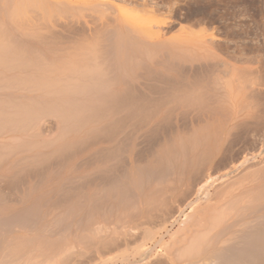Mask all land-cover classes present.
Returning <instances> with one entry per match:
<instances>
[{"label": "bare ground", "instance_id": "bare-ground-1", "mask_svg": "<svg viewBox=\"0 0 264 264\" xmlns=\"http://www.w3.org/2000/svg\"><path fill=\"white\" fill-rule=\"evenodd\" d=\"M122 1H128L127 3L132 2V0H122ZM146 1L147 0H142L141 1L142 3L141 2L138 3V0H135L134 2L137 6L142 5V8L143 7L145 8L144 4H146L145 3ZM134 2H132V3H134ZM132 3H130V4H132ZM132 7H133V5H132ZM84 11H92L93 12L92 18H89V20L85 19L87 17L83 18ZM126 12H125V10L124 11L120 10L111 1H106V0L105 1H103V0H0V172H2V173H0V225L4 224L3 225L4 228L6 225H7L6 229L8 226L10 227L11 225H13V226L15 225L18 227H24L23 224L25 225L24 228H27L26 227L27 223H29L30 227L34 228V226H31V225H33L32 222H34V221L37 222L39 220V219L37 220V218H39V216H38L39 212L37 213V211H39V210L42 211V209H40V208H42V206L44 205V202L47 205V207L48 206L50 208L52 207L51 209L54 208L55 210L54 209L53 210L55 213L59 209L57 213L58 214L60 213V217L54 218L53 217L54 213H52L53 214L52 215L53 220H51V221L53 222V224L50 223V225L52 224V226L55 224L54 222H56V224H57L60 221L63 213H64V215H66L67 213H69L71 215V212L72 213L74 212L73 214H76L75 212L95 211V210H96L95 213H97L99 208H100L99 210L101 211L105 207L106 208L108 207L110 209L114 206L117 207L118 206L117 204H119L120 207L123 204H124V206H125V204H130L131 202L130 203H122V205H120V203H118V201L123 202L124 198L130 197L129 191H132V188H135V187L131 188L132 185L139 187V185L142 183V181L140 183V181L138 179L139 177H137L138 175L136 174L138 171H139V173H142V171H143V170L141 171L140 170L141 167L139 168V166L137 165V163H139V162L135 161L136 162L135 164L137 166L135 164H134L135 166H133V168H135V171H136L135 173L133 171L135 176L130 175L131 174L129 172L130 168L127 169V167L124 166V164H123L121 166V169L123 166L126 167L125 168V170L127 169L126 173H124L123 175L120 174L123 176V178H121L122 176L121 177L119 176L121 179L119 178V181H117L118 176H116V178H115L113 176V174H111L112 172L109 173V171H111L112 169H110L109 171L107 169L108 168L107 164L110 161L107 162L108 161L107 160V161H105L106 164H104L105 162L103 160L109 159L111 157V156H108V154H109V155H112V157L114 156L113 157L114 161L111 158L112 159V160L110 159L111 162L112 161L113 162L119 161V162L123 163V160L125 158L121 157L122 154H120V153L123 151L122 153L123 154L125 153L124 155H126L128 153L127 152L128 148L123 147V144H125V143H121L123 141V140H121V137L123 135V138H124V136L127 135V133H128L127 131L130 129V126H128V125H131L130 123H132V121H134L133 119H136L138 116H140V117L143 116L141 118L144 120H142V119H140V117H138L137 118L138 122L140 119V123H141V120L143 122H145L146 124L148 122L151 123L152 121L150 120V118H147V117L151 116L150 113H152V115H153V113H160L161 111L165 112V110H163L165 108L164 106H166V104L167 105L170 104L169 103L170 101H173V102L175 101L174 103L172 102V104L176 103L174 106L178 105L180 108L186 107L187 109L193 108V110L196 107V109H198V111H199V109H205V105H203V104L204 103L206 104L205 100L207 98L209 100H211L210 102H212L213 98L210 99V97H212V94H213V96H215V100L213 99L215 103H217L218 101L224 100L222 102H225V103H222V102H218L219 104L217 103L221 108L224 107L223 105H225V104L235 105L237 103L236 102L237 99L239 101L240 97L236 98V95L237 96L239 95L238 91L236 89H234V92H233V90L231 92V90H230L231 86L226 83L227 81H225L221 78V82L225 81L223 83L224 84L223 85L220 82L219 78H217L216 80L218 82L214 79L212 81L209 79L208 82L205 83V85L202 84V86L204 85V88L206 87V90L208 88L210 89V90L209 89L207 90L208 92L204 93L203 87L200 84V87H201L200 89H202L203 92L200 90H199V92L202 94V96L198 91H196V89L194 90V88L193 89L190 88V90L188 89V91H187V89H185V88L177 87V89H176V87L174 88V87L169 85L171 87V90L176 89L177 92H179V93L181 92V93L179 94L176 91L174 93L171 92V94L176 95V98H175V96H174V98H171V96L169 97L167 95L169 98H171L173 100H169L168 103H166V104L163 103V102H167L165 100H162L160 102L157 101L158 103L154 104L155 101L154 102L152 101L153 97L149 98L151 95L148 97V95L146 93H143V92H145L144 90H147V88L144 89L146 85H143L142 88H140L141 83L136 84V85H138V87L136 85H134L135 83L140 82L139 81L140 78L138 76L137 77L139 79L137 80V82L134 79L136 77L135 75H137V74L134 73L135 77H132V73L134 71H132L131 74H130V72H128L129 73L128 74L127 71H125V70H126V67L128 65V62L131 61L132 57H134L136 55L141 60H143L142 58L144 57L145 61L147 60L149 63H152L150 60L152 58H148V56L149 57L152 56L153 54L156 53L155 50L158 51L159 49L164 48L165 44H169V43H166L165 41L162 40V36L160 33H157V34L152 33L151 34L148 31L145 33L141 29H139L138 27H137L138 29L136 27H134L135 25L133 26L132 23L130 22L131 20H128V18H127L128 11H126ZM79 13H82L83 16H82V14H80L81 16L78 17ZM94 13L96 14V16H94ZM130 13H131V11H130ZM89 15H92V13L90 12ZM89 15H85V16L89 17ZM167 42H170V41H167ZM174 43L176 44V42H174ZM180 44H182V42L177 43L178 46ZM177 45H175V47ZM184 47H187V46H184ZM177 49L178 48H175L174 51H176ZM195 49H197V48H195ZM195 49L193 48V50H195ZM201 49H202V47H201ZM182 50H184L183 53H185V50H188V48L185 49L182 47ZM207 51H209V50H207ZM165 52H167V51H164L163 53H165ZM159 53H161L160 50H159ZM168 53H170V52H167L166 55ZM177 53H178V51H177ZM189 53H191V52H189ZM156 54L158 55V53H156ZM170 54H168V55H170ZM176 55H178V54H176ZM204 55H207V54H204ZM137 56L134 57L135 61L132 60L134 66H136L135 64H137V62L138 63L141 62V61H139L140 59ZM141 56H142V58H141ZM165 56H161V58H163ZM178 56H177V58L180 57V56L179 57ZM208 56H205V57H208ZM156 57H160V56H156ZM200 57H201V55H200ZM137 58L139 60H136ZM172 58L175 60L173 53H172ZM172 58H170V61H168L169 63L171 61L172 62L174 61V60H172ZM184 58H182V60ZM188 59H189V57H188ZM188 59L186 58L185 61H187ZM197 59L195 58V60H197ZM157 60L159 61L160 59L157 58ZM177 60H175V61H177ZM163 61H165V60L163 59L162 62ZM166 61L163 63L165 64ZM131 62H129L130 65H131ZM152 64L155 65L154 63H152ZM179 64H180V62H179ZM153 65H152V67H153ZM165 65L167 67V63ZM173 65L171 67H173ZM146 66H149V65H146ZM150 66H151V64H150ZM168 66H169V64H168ZM190 66H192V65H190ZM160 67H162V66L160 65ZM164 67H162L163 71L167 70ZM169 67H168V70L170 69ZM135 68H137V67H135ZM119 69H123L124 73L121 74L118 71ZM152 69L154 70V68H152ZM184 69H186V68H184ZM192 69H191V71H192ZM157 70H156V72H154L155 74H157V72H158ZM171 70L176 71L177 69L171 68L169 71L172 73ZM163 71H162V73H163ZM169 71H167V72H169ZM167 72H166V75H167ZM179 72L182 73L181 68H180ZM218 72L220 73L221 71H218ZM146 73L151 74L152 71L149 70ZM146 73L144 72L145 75H147ZM164 73H163V75H165ZM199 74L201 75V72ZM176 75L177 74H175V76ZM207 75H208V73H207ZM162 76H161V78H162ZM175 76H174V78H175ZM181 76L183 77L186 75H181ZM182 77H180V78L182 79ZM168 78L169 77H167V79ZM144 79H146V77ZM151 79H152V77H151ZM186 79H188V78L186 77ZM195 79H196V77H195ZM168 80L171 81V79H168ZM192 80H193V78H192ZM173 81H174V79H173ZM179 81L182 84L181 81H183V80H179ZM210 81L216 87L212 83H211L212 84L211 86H214L215 88L211 89L212 87L210 86ZM213 81L214 82L216 81L217 83L215 82L216 83L215 84ZM184 82H185V80H184ZM201 82H202V80H201ZM147 83L149 85V82H147ZM151 83L152 82H150V84ZM160 83H162L165 86V83H167V82L165 81V83H164L163 81H161ZM168 83L171 84L172 82H168ZM176 83L179 84L178 81ZM185 83H187V82H185ZM189 83H190V81H189ZM197 83L195 80L194 84H197ZM207 83H209V84H207ZM190 84L192 85V82ZM163 85L162 86L160 85V87L163 88ZM208 85L211 88L208 87ZM225 85H226V87H225ZM115 86H117V87H115ZM156 86L155 87L149 86L148 88L151 90L153 89L154 91L158 92L157 91L158 87L156 88ZM166 86H168V84ZM170 87L168 88V90L170 89ZM198 87H199L198 85L195 86V88L199 89ZM138 88L140 90L142 89L141 90L142 92ZM231 88H233V86ZM166 90H167V87H166ZM189 91H191V93ZM194 91H196V93L198 92L197 94H199L198 96H200V98L197 96V94L194 93ZM209 92H210V94L207 95L206 93H209ZM235 92H236V95L234 94ZM150 93H151V91H150ZM188 94H191V95H188ZM203 94H205L209 97L206 96L204 99ZM231 94L234 95L235 97L232 96ZM177 95H178V98H177ZM194 96H196V97H194ZM230 96H232V97H230ZM228 97H230L232 99L234 98L233 100H236V101H234L235 103L232 101V99H229ZM217 98H219V99L221 98V99L217 101L216 100ZM208 99H207V101H208ZM228 99L231 101H229ZM229 102H231V103H229ZM207 103H209V102H207ZM220 103H222V105ZM172 104H171V106H173ZM228 105H226V106H228ZM230 105H229V107H230ZM236 106L231 105L232 108L233 107L236 108ZM212 107H214V106H212ZM212 107L208 108L210 110H208V109L207 110L213 111L215 109L214 112H216V108H219V107H214V109H213ZM221 108L219 111H221ZM169 109H171V108H169ZM227 109H229V111H231L230 110L231 108H227ZM235 111H236V109H235ZM214 112H212V113H214ZM199 113H202V112L200 111ZM199 113H198V116H199ZM208 113L210 114V112H208ZM212 113H211V115H212ZM187 114H189V113H187ZM118 116H121V117L118 119L117 118ZM51 118L55 119V123H56L55 126L57 125L56 126V133H55V131H53L52 132L53 134L49 133V135H48L47 133L49 130L46 129L45 123L46 122L48 123V119L51 120ZM151 118H152V116H151ZM158 118H160V117L157 116L156 119H154V120L159 121ZM137 120H135V122ZM145 123L144 124L141 123L142 124L141 128L143 125H144L143 127H145V125H146ZM150 123H148L149 125L147 124L149 127H150ZM122 124L127 125V127H129V129L127 128V129H125L127 131H125L124 128H126V126H124V125H123V129L122 128L120 129V127H122ZM153 124L154 123H151V126H153L151 128H155ZM163 124H161V125H163ZM132 125L136 126V127L139 125L138 129L140 127V124H138V125L132 124ZM133 126H131V128H133ZM145 128H147V127H145ZM194 128H196V127H194ZM117 130L121 131V132L124 130V132H127V133H125V135H124L122 132L121 136L118 137L117 134L119 135V132ZM130 130L133 131V129H130ZM134 130L136 131L137 129L135 128ZM141 130H140V132H141ZM147 130H148V128H147ZM147 130L144 129L145 132ZM157 130H160V129H157ZM193 130L194 129H192V131ZM190 131L191 130H189L188 132H190ZM196 131L197 132L195 133V131H194L192 133V135L189 133L191 136V137L188 136L189 138L186 137L187 134L184 135L185 137H183V135H182V140H181V138L179 139L176 136L178 138V142H177V140L175 141L177 143V145H175L172 142L175 147L174 146L172 147L170 145L171 143H169V141L167 142V143H169V145H166V144L163 145V146L166 145L165 146L166 149H164V147L162 149V147H161V151L164 150L163 153L166 152L165 155L161 152L164 155L163 157H165L166 154L169 153L170 151H174L175 153L173 152V154L174 155L177 154L179 157H180V155H182V157H180V159L182 158L183 162L182 161L177 162V163H180L179 165H180L181 169L179 168V165H178L179 169L175 168V170H178L179 174H180V172H184L187 167H190V171H189V174L186 178L182 177L179 181H177V182H179L178 186L174 184L175 187H172L173 184L171 186V184L168 181L171 188H169V189L164 188V189H167L166 191H168V192L166 194H168V193L169 194L163 195V197L164 196L165 197L161 198L162 197L161 195L163 194V193H161V195H160L161 197L159 196L161 200L159 199L154 204L157 206V203H158L159 208L161 205L164 206L163 207L164 209L161 208L160 212L163 210L166 212L165 206L168 205V208L166 207V209H169V202L170 203H174V202L176 203V202H178L179 199H181L180 202L184 203V201H185L186 204H185L184 208H182L179 212L182 214V213H184L185 209L190 210L189 212L193 213L192 219H195L194 222H196L197 224L200 223L198 226H194L195 227L194 230L197 228L195 231H197L198 233L194 232V231L192 232V230L189 231V234H190L189 238H190V240L192 239V242L188 241L187 246L185 244L186 247L184 245L182 247L181 246L178 247L179 250H181L183 247H185V248H183L182 253L180 251V254L177 250L178 253H176V254H178L179 256L182 254L178 258L180 259L183 256L185 258H187V259L182 258V260L185 259V263L183 262L184 264H264V202H263V200H262L263 203H261L260 207L259 206L255 207V209H253V211H250V208H249L250 213L248 212L247 216H244L246 214V212L244 215L241 214L242 212L240 213V210H243V209H241L242 207L238 208V210L236 209V207H237L236 206L237 204H236L235 205L236 207L234 206L232 208L233 209L235 208L236 210L234 209V211H237V212H235L236 214H234V212H233V214H231V215H233L232 218H234V219H232V218L228 219V215L230 213L228 214V212L225 211L227 208H228L227 210H229L232 204H228L230 207L226 204L228 207L226 209L223 208L224 210H222L221 206L218 205L220 203V201H219V203H217L218 207L220 206L219 208H221L219 210V208L216 206V204H209V205L207 204V206L205 207V206H202L201 202H199V200L201 198H202V200L203 199H205V200L210 199V197L208 198L209 189H210V186L212 185V183L214 182L213 177H215V176H212V173L210 174L208 169H206L208 171V173H206L207 172L206 171L205 172L206 174L201 175V177L199 174H197L199 172V167H201L200 169H202V165H203L202 161H207V162L212 161L209 158L212 150L210 152L209 151L210 149H208V153H209V155H208L207 152H205V145L204 146L200 145L201 147H204V148H202V149L199 148L200 149L199 152H201L204 149V151H202L201 153L204 152L205 154H207L208 156L206 155L205 157L206 158L208 157V160H209L208 161V160L202 159L201 160L202 165L200 164L201 165L200 166L199 165L200 162H198V164H197L196 161H194L195 158L192 155V154H194V152L193 153L191 152V150L193 149L191 146L192 144H190L191 149L189 148V145H188V148L190 150H188V148H186L187 146L184 145L185 141L186 140L188 141V139L191 140V141H189V143L193 141L192 136L194 134H195L196 139L198 138V136H196V134L198 135V133L200 131H198L197 128H196ZM217 131H220V130H217ZM155 132H157V131H155ZM141 133H143V132H141ZM200 134H201V132H200ZM225 134L226 133H224V135ZM177 135H179V134H177ZM203 135H204V133H203ZM219 135H220V133H219ZM221 135H220V138L224 137V139H225V136L227 134L225 136L222 135V137H221ZM127 136L124 138V140L127 138ZM162 136H160V137H162ZM130 137L127 138L129 142L132 141L130 139ZM150 137H152V136H150ZM115 138L117 140L116 143H118V141L121 140V142L119 141L121 143V146H122V147H120V146L119 147L123 148V149H121V151H120V148L118 147V145H120V143H118V144L114 143L117 145V147L113 144V142H115V140H114ZM118 138H119V140H118ZM185 138H186V140H185ZM198 139H200V137ZM213 139L214 138L212 136V140ZM217 139H218V137H217ZM183 140H184V142H183ZM222 140H223V138L220 141H222ZM97 141H98V144L100 143V145H102V143H105L106 145L109 146V143H111V142L112 143L110 144L109 147H111V145H113V147H111V148H107L106 146L100 147V149L96 148L98 150H96L94 148V150L96 151L93 153V150H92V153L94 155L90 154L91 151L89 153H87V154H89V157H90V155L93 157L94 156L97 157V158L94 157L95 159H93V160H92V158L90 159L94 162H95V160H97V161L99 160L98 156H101V157L108 156V158L107 157H105V159L100 158V160L98 162L96 161V163L98 165L93 162L94 164L99 166L98 171L99 170L102 171V169L104 168L102 172L103 173L107 172L103 176L101 175L102 172L97 171V168L93 169L92 171L90 170L92 168L97 167L96 165L95 166L93 165V167H92L91 164L88 165L86 163L88 166H90V167H88L86 165L88 167V169H87V167L84 166V164H85L84 162L86 161L85 158H87V157H83L84 159L82 158V161H80V162H83V160H84V162H83L84 164L81 163V165L83 164L84 168H86V170H85L82 168L83 166L79 165L80 162H79V160H76L77 157L74 159L75 156L74 155L71 156L74 152H75L74 153L75 155L78 154V157L80 155H83L84 151H82V150H85V148H83V146L87 145L88 147H90L91 144L89 146L88 143H92V142L94 145H98L97 143H94ZM128 141L126 140V142H128ZM164 141H166V140L164 139ZM226 142L227 141H225L224 143H226ZM189 143H187V144H189ZM192 143L194 145L196 142L193 141ZM222 143H223V141H222ZM130 144H131V142H130ZM130 144L128 143V145H130ZM198 144H201V143H198ZM196 145H197V143H196ZM196 145H194L193 147H195ZM218 145L220 146V144H218ZM160 146H162V145L160 144ZM167 146L168 147L171 146V147L168 148ZM79 147L80 148L82 147L81 151L79 150L80 149ZM88 147L86 150H88ZM114 147L118 148L120 152H118L117 151L118 149H116ZM77 148H79V149L77 150ZM112 148H114V149H112ZM215 148H218L217 150H219L220 147L217 146ZM125 149H126V151H125ZM186 149L188 151H190V152H188V151L187 152L191 153V155H192V157L189 156V159H190V157L194 159V160L190 159L191 164H188L189 160H187V162H186V160L184 161V157H187ZM195 149L197 150V148H195ZM130 150H129V152H130ZM158 150H159V148H158ZM77 151H80L79 153H81V154L79 155V153ZM167 151H169V152H167ZM184 151H185V153H184ZM216 151H213V153H211V156L214 155L213 157H215L214 152H216ZM218 152H216V154ZM171 153L172 152H170V154ZM68 154L69 155L71 154L69 157L70 160L72 158L73 160H76L78 162V163H76V161H75V163H73V165H72V168H74V170H75L74 173L78 174L79 173L78 169L81 171L80 168H82L83 169L82 171H84V172H82V174L84 173L86 176L87 172L90 173V171H91V174L88 173L87 174L88 176H86L85 181L88 182L89 179H92L90 177H92L91 176L92 172H94L93 177H95V176L99 177L100 176V177L109 178V180L107 179L108 182L106 180L104 181L105 178H103L104 184H106V185L103 186L100 184L99 181L102 182V180H101L102 178L98 181V178L96 179V177H95L94 180H96L98 182V184H100L99 186H96L97 183L94 180H92L91 182L89 180L90 183H87L85 186V183H86L84 181L85 177L80 176L82 174L79 173L80 177L77 175H74L73 177L76 176L75 179H77V177H79V178L82 177L83 180L81 179L82 182H80V183L81 184L84 183V186L87 189H88L87 185L95 182V183H93V184H95V186H93V184H91V186H92L91 189L94 190L93 192L87 191L86 189H84L85 187H83V185L81 186V187H83V189L80 187L82 189V191L86 190L87 192L86 191L85 192L86 193L89 192L90 195L85 194L82 191L77 192V191H79V190H77V189H79V188H77L79 183L78 184H74L75 182L72 183L73 177L67 176L65 178L66 179L68 178L69 179L68 181H70L71 184L76 186V188H74L76 190H74V189H73L74 191L72 190L75 193L77 192L76 195H75V193H73L70 190L71 189L70 186L66 185V183L64 182V180H65L64 179L62 181L59 180L60 182H58V183H60V184L55 182L58 185L53 183L54 187H51V190L49 189V191L52 192L51 196L56 195V197H57L58 195H60V197H58V199L55 198L51 201V200H47V199L43 198L44 196L48 195L47 192H46V194H44V196H42V194L40 193L39 194L40 196H37L36 198L34 197L33 200L29 199L31 196L30 195L31 193H29L28 191L31 192L32 189L36 190L37 187L35 188V186H34L35 182H37L39 178L41 180H44V178L46 177V176L45 177L41 176V174L44 173L43 169L46 168L45 172H47L49 169L48 167H50V169H51L54 162L56 163V164L54 163L55 165H57V166L59 165V167H61L60 165L62 163H59V162L60 161L63 162L62 160H66L65 156H67ZM170 154H169V157L174 156L173 154H171V156H170ZM205 154H201V156L205 155ZM124 155H122V156H124ZM199 155H200V153H199ZM199 155L197 154L195 157L201 158V156H199ZM63 157H64V159H63ZM116 157H118V158L121 157V158H123V160L121 158H119V159L117 158L118 159L117 160ZM125 157H127V156H125ZM169 157L166 156L165 161L163 158V162H162L161 158H159L160 163L162 162L164 164L165 162H167L166 159H168ZM174 157L176 159L179 158L176 156H174ZM213 157H211V159ZM79 158H81V157H79ZM131 158L129 157L128 161H126V160H124V161L131 164ZM101 159H103L102 160L103 162H101ZM171 159H172V162H174V160L176 161V159L173 160V158H170V160ZM90 160H88L87 162L92 163V161H90ZM157 160L158 159H155V162H159V160L158 161ZM170 160L168 159V162H170ZM151 161L152 160H150V162ZM119 162H118V164H120ZM147 162H148V160L146 161V163ZM172 162H170L171 164L169 163V166H172V164H174ZM101 163L103 164V168H101L102 166H100ZM152 163H154V160L152 161ZM162 163L160 165H161V167H163V166L164 167L161 168L162 170L160 169V172H159V169H158V171L155 170L156 172H159V173L155 172L156 175L153 174L152 171H154V170H153V168L150 167V165H149L150 163H147L146 165H143V166L144 167L146 166L145 169L148 171L147 175L152 174L153 176L155 175L156 177L157 176L162 177L164 173L166 174V173H168V171L170 172L171 170H173L175 167V164H176V162H175V164L173 165L174 166L173 169H171L172 167H168V168H170L168 170V168L165 167V164L162 166ZM68 164L70 165V163H68ZM76 164H78L80 166V167L77 166L78 169H75V168H77V167H75ZM110 164L111 163H109V165ZM142 164H145V163L141 162V165ZM55 165L53 167H55L57 169L55 170V168H54V170H55V171H53L54 173L52 172V169L51 170L49 169V170H50V173H52L53 175L55 173H57V174H55L56 178L55 177L54 178L58 179L57 175L59 176V173L62 171L63 168L61 167V171H59V173H58L57 170H60V169H58L59 167H57ZM116 165H117V163H116ZM154 165H157V164L155 163ZM186 165H189V166L185 167ZM114 166H115L114 164L111 165L112 168ZM166 166H168V163L166 164ZM116 167H118V166H116ZM105 169H107V171ZM87 170H89V171H87ZM95 170L98 172V175L100 174L99 176H97V172L95 173ZM118 170L121 171L120 168H118ZM175 170H174V172H175ZM85 171H87V172L85 173ZM115 171L119 172V171H117V168ZM165 171H167V172H165ZM31 174H34L36 176L37 181H35L33 179L34 176H32ZM110 174L112 177H108V176H110ZM172 174H173V172H172ZM26 176H29L28 180L31 176L33 177V178H30L32 180V183H31V181L28 182L27 179L25 182ZM139 176H141V175L139 174ZM153 176H152V178H153ZM182 176H183V174H182ZM37 177H38V179H37ZM143 177H145V176H143ZM217 177L219 178V176H217ZM54 178H52V180H54ZM48 179H50L49 181H52L51 178H48ZM33 180L35 182H33ZM41 180H40V182L39 181L38 182L44 183V181L47 179L45 178L44 181H41ZM141 180H144V179H141ZM149 180H151L150 177H149ZM74 181H76V180H74ZM137 182L139 183V185L137 184ZM155 182L157 183V181H155ZM162 182H163V179H162ZM18 183H19L20 187H21V183L23 185L27 186L28 191H24V192H28L26 194H27V198L29 197L28 198L29 200L26 199V194L21 190L22 187L20 189L21 191L19 189H16V192H14ZM45 183H47V182H45ZM76 183H77V181H76ZM38 184H36V186ZM67 184H68V182H67ZM141 185L139 188H141ZM165 185H167V184H165ZM79 186H80V184H79ZM17 187H19V186H17ZM11 189H13L14 191H12ZM91 189H89V190H91ZM5 190L7 191L6 193L9 192L8 190H11L12 192L15 193V194H13L11 191H10L11 193L9 192L10 194H13V197H10L9 201L7 200V197L9 198V196H5V194H6ZM24 190H26V188H24ZM139 190L140 189H138V191ZM49 191H48V193H49ZM54 191H56V192L54 193ZM17 192H18V195L20 196V197L18 196L19 198L16 197ZM21 192H23L25 194V195H23V197H21V195H22ZM90 192L93 194L91 195ZM132 192H134V191H132ZM163 192L165 193V190ZM81 193H83V194H81ZM228 193H230V192H228ZM130 194H132V193H130ZM132 196H133V194H132ZM134 196H137V195H134ZM14 197H16L15 198V200L17 199L16 201L14 200ZM120 198H121V200H120ZM11 199H13V200H11ZM18 199H22V200H18ZM222 199H223V197H222ZM30 200H32V201H30ZM182 200H183V202H182ZM134 201H132V202H134ZM148 201L150 202L152 200H148ZM153 201L155 202V200H153ZM159 201H161L163 204ZM125 202H126V199H125ZM149 202H148V204H147V202H145L146 204L145 203L144 204L149 206V207H150V205H152L154 207L153 203L150 202V205H149ZM223 204L224 203H222V205ZM170 205H173V204H170ZM226 205L224 204L223 206L225 207ZM49 207L46 209H50ZM203 207H205V208H203ZM238 207H240V206H238ZM201 208H202V210H201ZM51 209L49 211H51ZM60 210H63V212L62 211L59 212ZM106 210H108V209H106ZM168 212H169V210H168ZM229 212H231V211H229ZM158 213H159V211H158ZM161 213L159 214L160 216H161ZM33 215H35V217H37V218H35L36 220L33 218L34 217ZM44 215H45V213H44ZM147 215H144V216H147ZM73 216H75V215H72V217ZM82 216H83V214H82ZM162 216H164V215H162ZM41 217L45 218L44 216H41ZM41 217H40L39 221H42ZM55 217H56V214H55ZM64 217L67 219L68 215H66ZM156 217H154V218H156ZM65 218H62V219L64 220ZM103 218H106V217H103ZM33 219H34V221H33ZM72 219L74 220V218H72ZM89 219L91 220V218H89ZM89 219H86V221L84 223H86L87 220L89 221ZM143 219H142V221H145V219L144 220ZM147 219L148 220L150 219L152 221L151 216L148 217ZM166 219H168V216ZM69 220L71 221V219H69ZM69 220H67V221H69ZM138 220H139V218H138ZM156 220H157V218L153 222H156ZM45 221H47V220H44V222H42L45 225L42 226L40 224V226H41L40 229L41 228L44 229L43 227H45V230H46V227H48L49 223L46 224L48 221L46 223H45ZM62 222H64V221H62ZM104 222H102V223H104ZM162 222H163V220H162ZM201 222H204V223H201ZM59 223H61V221ZM64 223H67V222H64ZM92 223L94 225H96V222L94 223L93 220H92ZM62 224H58L60 226L59 228H61ZM137 224L140 225L142 223L138 222ZM148 224L151 225L152 223H148ZM197 224H195V225H197ZM201 224H203V225H201ZM35 225H36V223H35ZM50 225H49V227L52 230V228H51L52 226H50ZM94 225L90 224V226H94ZM105 225H107V223L104 224V226ZM159 225H157V226H159ZM204 225H205V228L203 227ZM65 226H66V224H65ZM90 226H89V228H90ZM97 226H95L97 228L94 227V229L91 227L90 230L94 231V233L90 232L92 235L91 234H89L90 236L88 234H86V235L89 236V237H87V238H89V241L92 240L91 242H93V239H94L95 242H93V243L98 246V244H100L98 242L103 241V238H101V234H102L103 230L101 228H103V229H105V228H104V226L102 227V224H99V222H98ZM199 226H201V228ZM36 227H37V225H36ZM55 227L56 226H53V230L55 229ZM106 227L109 228V226H106ZM135 227H136V225H135ZM33 228H32V230H33ZM87 228H88V226H87ZM127 228H128V226H127ZM138 228H139V226H138ZM202 228H204L205 230ZM50 229H48L49 234H51L49 232V231H51ZM200 229H202V232ZM2 230H3V228H2ZM106 231L107 230H104V234H105L104 237H106V233L108 234L110 230L107 232ZM120 232H122V231H120ZM126 232H127V230H126ZM144 232L146 233V231H144ZM190 232H192L193 234ZM130 234L132 235V233H130ZM130 234H127V235L131 236ZM147 234H146V236H147ZM95 235H96V237H95ZM142 235L144 236V234H142ZM148 235H150V234H148ZM17 236H19V235H17ZM129 236H127V237H129ZM102 237H103V235H102ZM17 238L20 239L19 242L22 240L21 236L17 237ZM17 238H16V241H18ZM40 238H41V236H40ZM141 238H143V237H141ZM27 240H29V239H27ZM86 240H88V239H86ZM104 240H105V238H104ZM124 241H125V239H124ZM189 242H190V244H188ZM49 243H51V242H49ZM101 243H104V241ZM156 243H158V242H156ZM5 245L6 244L4 243V246ZM13 245H15V244H13ZM35 245H37V244H35ZM87 245H88V243L86 244V246ZM100 245H102V244H100ZM100 245L98 246L99 248H100ZM127 245H128V243H127ZM26 246H28V245H26ZM98 247H95L96 250L99 249ZM103 247H104V245H103ZM100 250L101 249H99L98 251H100ZM65 257L67 258V256H65ZM66 260H68V258ZM62 261L63 260H61V262ZM59 262H60V260H59Z\"/></svg>", "mask_w": 264, "mask_h": 264}, {"label": "rangeland", "instance_id": "rangeland-1", "mask_svg": "<svg viewBox=\"0 0 264 264\" xmlns=\"http://www.w3.org/2000/svg\"><path fill=\"white\" fill-rule=\"evenodd\" d=\"M103 1H105V0H103ZM106 1H111L113 4H115V6H117L122 11H124V10H125V12L128 11L127 18H128V20H131L130 22L132 23L133 26L135 25L134 27H136V28L138 27L139 29H141L145 33L147 31L149 33H151V34L152 33H154V34L155 33L156 34L160 33L161 36H162V40L165 41L166 43L170 44V45L169 44H165L164 48L159 49L161 51V53H159V50L158 51L155 50V52L158 53V55L154 52L156 55L152 53L153 54L152 56H150V57L148 56V58H152L150 60L155 65H153L152 63H149L147 60L145 61L144 57L142 58V56H141V58L144 61L141 60L136 55L140 59L139 60L137 58L136 60L141 61V62H139L140 64L137 62V64H135L136 66H134L133 61H135L134 57H136V56H134V57H132L133 61L132 60H131L132 62L129 61V62H131V65L128 62V65H127L126 70H125V71H127V73L130 72V74H131L132 71H134L132 73V77L136 76L134 78L136 82L140 78V80H139L140 82L139 83L137 82L134 85L141 83L140 84L141 85L140 88H142L143 85L147 86L148 85L147 82H149V85L147 87L145 86V88H144V89L147 88L148 91L143 89L145 91L143 93H146L148 95V97L151 95L149 98L153 97L152 101L153 102L155 101L154 104L158 103V102H160L162 100L167 101V102H163V103L166 104V103H168L169 100H173L171 98H174V96L176 98V95L175 94H171V92L174 93L176 91L177 87L185 88V89H187V91H188V89L190 90V88L191 89L194 88V90L196 89V91L199 92V90L202 91V89H200L201 88L200 84H201V86H202V84L205 85V83L208 82L209 79L212 81L213 79L216 80L217 78H219L220 82H221V78H222L223 80L227 81L226 83L228 85H230L231 87L233 86V88L230 87L231 92H232V90L234 92V89H236L238 91L239 95L237 96L236 92L234 94L236 95V98L240 97V99H239V101H238V99H237V101L233 100L234 98L232 99L230 97H232L234 95L231 94L232 96H230L228 98L232 99L233 102L234 101L237 102L235 105L231 104L232 106H236L237 105L236 108L235 107L232 108L230 104H229L230 107H229L228 104H225V105H223L224 107L221 108L218 105L219 104L218 102H222L224 100L218 101L221 98L220 99L217 98L216 99L218 101L217 102L218 104H217V103L214 102L215 96H213V94H212V97H210V99L213 98L214 100L212 99V102H210L211 100H209L207 98L208 101L206 99L205 100L206 104L205 103L203 104V105H205V109L206 110L205 109H199V111H198V109H196V107L193 110V108H188L187 109L186 107L185 108L184 107L180 108L178 105L174 106L176 103L172 104L173 101H170L169 102L170 104H168V105L166 104V106L168 108L166 106H164L165 108L163 110H165V112L161 111L160 113H153V115H152V113H150L152 118H151V116L147 117V118H150V120L152 121L151 123H154L153 125H154V127L156 129L155 128H151L153 126H151L150 122H148V123H150V127L148 126L149 125L148 123H147L148 124L147 125L145 122H143L142 120H144V119L141 118L143 116H141V117L138 116V117H140V119H142L141 123H143V124L145 123L146 124L145 127H147L148 130H147V128L143 127L144 125L141 128L142 124L140 123V119H139V122H138V120H137L138 117L136 119H133L134 121H132V123H130L131 125H128V126H130V129H133V131H131L129 129V127H127V125L122 124V127H120V129L121 128L123 129V125L126 126V128H124V130L127 129V128L129 129L128 131L125 130L128 133L124 132V130L122 131L124 135H125V133H127V135H128V136L125 135L124 138L126 136H127V138H129L131 136L130 139L133 142L130 141L131 142V144H130V142L128 141L127 138L124 140L123 135L121 137V140H123L122 142L118 138V140L121 143H125V144L127 143L126 145L123 144V147L124 148H128V150H127L128 153L126 152L127 153L126 155H124L125 153L124 154L122 153L123 151L120 154L124 155V156L121 155V157H124L125 158L124 160H126V161H128L129 157L130 158L132 157L131 158V164H129L128 162L124 161L123 158H121V157H119V158H121L123 160V163H121L119 161H116V160H115L116 162H113L114 161V159H113L114 156L112 157V155H109V154H108V156H111L109 159H105V157L108 158V156H105V157H101V156H98V155L97 156L99 157L98 158L99 160H100V158L105 159V160L101 159V162H103V161L105 162L107 160H108L107 162L110 161L109 163H111V164L109 165V163H108L107 164L108 166L106 165L108 167L107 169H108V171L110 169H112L115 172L114 173L112 170L109 171V173L112 172L111 174H113V176L115 178H116V176H118V180L117 181H119V178L124 173H126V170L129 169V168H130L129 172L131 173L130 175L135 176L134 173L136 171H135V168H133V166L136 165L135 164L136 162H139V163H137V165L139 166V168L141 167L140 168L141 171L143 170L145 172L144 173L142 171V173H139V171H138L136 173L138 175V176L137 175L136 176L139 177L138 179H139L140 183L142 181V183H141L142 185L140 184L141 188H139L140 185L137 182L139 187L137 186L138 187L137 188L136 186H133V185L131 186V188L132 187H135V188H132V191H134V192L129 191L130 197L129 198L128 197L124 198L123 202H119L118 201V203H120V205H122V203H130V202L131 203L130 204H125V206L123 204L121 207L119 206V204L116 203L118 205V206L116 205L117 207L114 206L111 209L108 208V207L107 208L105 207L103 209L104 211L103 210L100 211L99 210L100 208H99L98 211H97L98 214L95 213L96 210L95 211L75 212L76 214H73L74 212L73 213L71 212V215L69 213L66 214V215H68L67 219L64 217L66 215H64V213H63L62 216H61V219H60L61 223H59L60 221L57 224H56V222H54L55 224L53 226H56V227L53 230V226H52L53 222L51 221V220H53V218H52L53 214L52 213H54V215H53L54 218L60 217V213L59 214L57 213L59 209L55 213L54 212L55 209L53 208L54 209L53 210V209H51L52 207L50 208L48 206L51 209V211H49L50 209H46L48 207H47V205L44 202L45 206L43 205L44 207L42 206V208H40V209H42V211L39 210V209H38L39 211H37V213L39 212V214H38L39 218H37V217H35V215H33L34 216L33 218L34 219L37 218V220L38 219L40 220L41 216L45 217V218L41 217L42 221L38 220L37 222H35L34 219H33V221L36 223L37 227H36L34 222H32L33 225H31V226H34V228L30 227L29 223H27L26 227L29 230L27 228H24L25 227L24 224H23L24 227H18V226H15V225L14 226L11 225L10 227L8 226L7 229H6L7 225L5 226V228L3 226L4 224L3 225L1 224L2 226L0 225V230H1L0 231V264H184L185 263V259H187V258H185L183 256V257H181L179 259L178 257H180L182 254L179 256L176 253L179 252V254H180V251L182 253L183 248H185L187 246V242L188 241L192 242V239L190 240V238H189V236H190L189 231L192 230V232L193 231L197 232V231H195L197 228L194 230V228H195L194 226H198L200 223L197 224L196 222H194L195 219H192L193 218L192 217L193 213L189 212L190 210L185 209L184 213H182V214L179 212L182 208H184V206L186 204L185 201H184V203H181L180 202L181 199H179L178 202H176V203L175 202L174 203H170L169 202V209H166V207L168 208V205L165 206V210H166L167 213L164 210L161 211L162 213L160 212L161 208L164 209L163 208L164 206H162V205L160 206L159 205L160 206V208H159L158 207V203H157V206L154 203H156L160 199L161 196H162L161 198H164L165 196L163 197V195H168L169 194V193L166 194L168 191H166L167 189H164V188H168L169 189V188H171L172 184H173L172 187H175L174 184L178 186L179 182H177V181H179L182 177L186 178L188 176L189 171H190V167H187L189 165H186L185 167H187L188 169L186 168L184 172H180V174H179L178 170H175V168H177V169L180 168V165H179L180 163H177V162L183 160L182 158L180 159V157H182V155H180V157H179L177 154H175V155L173 154L174 151H170L169 150L170 152H172L171 154H173L176 157H179L177 159L174 156L169 157L170 152L167 151L169 153H167L166 156L169 157L168 158L169 160H170V158H173V160L176 159V161L174 160V162H172V159H171L170 162H172L174 164L176 162L177 165L175 164V167L173 166L174 164H172V166H169L170 162H168V159H166L167 162L164 163L165 167H167V168L168 167H172L171 169H173V167H174V169L169 172L168 170L170 168H168V170H167L168 173H166V174L164 173L162 177H158V176L156 177L155 175H156V173L160 172L161 168L164 167L163 166L164 164L162 162H163V158H164V161H165V157L166 156L165 157H163V156L165 155L166 152L163 153L164 150L161 151V147H162V149H163V147H164V149H166L165 146L169 145V143H171L170 145L172 147L174 146L173 143L175 145H177V143L175 141L177 140V142H178V138L179 139L181 138V140H182V135H183V137H185L184 135L187 134L186 137H188V136H190V134L192 135V133L194 131L196 133L197 132L196 128H197L198 131L201 132V134L199 132L198 135L196 134V136H198V138L200 137V139L202 138L201 140L198 139V138L196 139L195 134L193 135L194 137L192 136V138H193L192 140L197 143V145H196V143L194 145H196L197 147L196 146L193 147L194 146L193 143H192L193 141L189 143V141H191V140L188 139V141H187L186 138H185L186 141H185V144H184L185 146H187L186 148H188V145H189V148L191 149V146H192V148L194 150L192 149L191 152L192 153L194 152L195 155L194 154H192V155L194 156L195 160L193 158H191L192 157L191 153H188V152H190V151H188V150H190L188 148V150L186 149V152L188 151L187 154H186L188 158L184 157V161L186 160V162H187V160H189L188 164H191L190 159H193L194 161H196L197 164H198V162H200L199 165L200 164L202 165V163H203L202 169H200L201 167H199V172L197 173V174L200 175V177H201V175H203V174L205 175L206 173H208V171H209L210 174L212 173V176H215V177H213L214 178V182L212 183V185L210 186V189H209L208 198L210 197V199L209 200L208 199L207 200H205V199L202 200V198H201L199 200V202L202 203V206L206 207L207 204L208 205L209 204H216L217 207H218V205H220L222 210H224L223 208L226 209L229 206L228 204H232L231 207L229 206L230 207L229 210H227L228 208L225 210V211L228 212V214L230 213L228 215V219H231L232 216H233L231 214H233V212H234V214H236L235 212H237V211H234L235 208L234 209L232 208L236 204H237L236 205L237 207L235 206L236 209L238 210V208L242 207L241 209H243V210H240V213L242 212L241 214L244 215L245 212H246V214L244 216H247L248 212L250 213V211H253V209H255V207H258V206L260 207L261 203L264 202V197H263L264 196V0H147L145 2L146 4H144L145 8L144 7L142 8V5L137 6L135 4V2H134L135 0L134 1L132 0V2H134V3H132V2L127 3L128 1H122V0H113V1L112 0H106ZM141 1L142 0H138V3L141 2ZM130 3H132V4H130ZM132 5H133V7H132ZM130 11H131V13H130ZM90 12L92 13V15H89ZM80 14H82V13H79L78 17L81 16ZM83 14H84V16H83ZM83 14H82L83 18L87 17V18H85L87 20H89V18H92V16H93V12L92 11H84ZM85 15H89V17L85 16ZM94 16H96L95 13H94ZM167 41H170L171 43L167 42ZM174 42H176V44ZM178 42L179 43L182 42V44H180L178 46L177 45ZM199 42L200 43L202 42L201 43L202 45ZM175 45H177V46L175 47ZM173 46L175 48H178V49L176 51H174L175 48ZM184 46H187V47H184ZM182 47L185 48V49L188 48V50L190 48L191 49L189 51L185 50V53H186L185 54V53H183L184 50H182ZM201 47H202V49H201ZM193 48L194 49L197 48V49L193 50ZM207 50H209V51H207ZM162 51L163 52L167 51V52H170L171 54L168 53L170 55H168V54L166 55L167 52L163 53ZM177 51H178V53H177ZM189 52H191V53H189ZM172 53H173V56H174L175 60L178 59L177 61H175L172 58ZM176 54H178L180 57L178 55H176ZM204 54H207V55H204ZM200 55H201V57H200ZM156 56H160V57H156ZM161 56H165V57L161 58ZM177 56L179 58H177ZM205 56H208V57H205ZM188 57H189V59H188ZM157 58H159L160 60L158 61ZM170 58H172V60H174L175 62L171 61L169 63L168 61H170ZM182 58H184V59L182 60ZM186 58L188 59L187 61H185ZM195 58L196 59L198 58V59L195 60ZM163 59L165 61L167 60L166 61L167 67L165 65L166 63L165 64L163 63L165 61L162 62ZM179 62H180L181 65L179 64ZM150 64H151V66H150ZM168 64H169V66L171 64L172 65L174 64V65H173V67H171L172 65L169 67ZM146 65H149V66H146ZM152 65H153V67H152ZM160 65L162 67L165 66L164 68H166L167 70L163 71V68L160 67ZM190 65H192V66H190ZM135 67H137V68L139 67V68L137 69ZM168 67L170 69L171 68L177 69L178 71L177 70L176 71H174V70L172 71L171 70L172 71V73H171L169 71L170 69L168 70ZM152 68H154V70ZM180 68H181V72L183 74L179 72ZM184 68H186V69H184ZM155 69L156 70L158 69L157 71L159 73L157 72V74H155L154 73V72H156ZM191 69H192V71H191ZM149 70L152 71L151 74H147L146 73ZM217 70L221 71V72L219 73ZM118 71L121 74L124 73L123 69H119ZM162 71H163V73L165 71L166 72L169 71V72H167L168 76L166 75V72L164 73L165 75H163ZM144 72L147 75H145ZM200 72H201V75L199 74ZM134 73L137 74V75L134 76ZM207 73H208V75H207ZM175 74H177V75L175 76ZM173 75L175 76V78H174ZM181 75H186V76L182 77ZM161 76H162V78H161ZM194 76L196 77V79H195ZM145 77H146V79H144ZM151 77H152V79H151ZM167 77H169L168 79H171V81H169L167 79ZM180 77H182V79ZM186 77L188 79H186ZM172 78L174 79V81H173ZM192 78H193V80H192ZM179 80H183V81H181L182 84L180 83ZM184 80L187 83H185ZM195 80H196V83L198 82L197 84H194ZM201 80H202V82H201ZM161 81H163L164 83H165V81L167 82V83H165V86L162 83H160ZM177 81L179 82V84L176 83ZM189 81H190V83L192 82V85L189 83ZM211 81H210V86L213 84ZM150 82H152L151 83L152 85L150 84ZM168 82H172V83L169 84ZM224 82L222 81L221 83L223 84ZM167 84H168V86H166ZM207 84H209V83H207ZM160 85L161 86L163 85V88L160 87ZM169 85L174 87V88L176 87V89H172L171 90V87ZM197 85L199 86L198 87L199 89L195 88V86H197ZM204 85L202 87H203V91L205 93V92H208L207 90L209 89L208 87H210V86L208 85V87H207L208 89L206 90V87L204 88ZM226 85H225V87H226ZM136 86L138 87V85H136ZM149 86H151V87L152 86H154V87L156 86V88L158 87V89H157L158 92L154 91L153 89L152 90L149 89L148 88ZM214 86H211L212 88L211 87L210 88L213 89V88L216 87V86L215 87ZM115 87H117V86H115ZM166 87H167V90H166ZM169 87H170V89L168 90ZM150 91H151V93H150ZM196 91H194L195 94L198 93V92L196 93ZM189 92L191 93V91H189ZM164 93L165 94L167 93V94L165 95ZM177 93H179V92H177ZM206 94L209 95L210 92L206 93ZM167 95L169 97L171 96V98H169ZM178 95H177V98H178ZM188 95H191V94H188ZM198 95L199 94H197V96ZM207 95L203 94L204 99H205V97ZM201 96H202V94H201ZM194 97H196V96H194ZM198 97L200 98V96H198ZM207 97H209V96H207ZM229 101H231V100H229ZM207 102H209V103H207ZM222 103H225V102H222ZM222 103H220V104L222 105ZM229 103H231V102H229ZM171 104L173 106H171ZM226 105H228V106H226ZM212 106L219 107V108H216V112H214L215 109ZM225 106L227 108H231L230 109L231 111H229V109H227ZM211 107L214 110L213 111H208V110H210L208 108H211ZM169 108H171V109H169ZM220 108H221V111H219ZM234 108L236 109V111H235ZM196 111L198 113L201 111L203 114L199 113V116H198V113ZM208 112H210V114ZM212 112H214V113H212ZM187 113H189V114H187ZM211 113H212V115H211ZM157 116L160 117V118H158L159 121L158 120H156V121L154 120V119H156ZM120 117L121 116H118L117 118L119 119ZM135 120H137V121L135 122ZM160 123L161 124L164 123V124L161 125ZM55 124H56L55 123V119H53V118H51V120L48 119V123L47 122L45 123L46 129L49 130L48 133H47L48 135H49V133H52L53 131H55V133H56V126L57 125L55 126ZM132 124H137V125L140 124L139 129H138L139 125L136 127V126H133ZM131 126H133V128H131ZM197 126L198 127L200 126V127L198 128ZM194 127H196V128H194ZM135 128L137 129L136 130L137 132L134 130ZM144 129L147 130V131L145 132ZM157 129H160V130H157ZM192 129H194V130L192 131ZM140 130L143 133H141ZM189 130H191L192 132L191 131L188 132ZM217 130H220V131H217ZM155 131H157V132H155ZM118 132H119V135L117 134V136L120 137L122 132L121 131H118ZM203 133H204L205 136L203 135ZM219 133H220V135L222 133H223L222 135H224V133L227 134V135L225 134L227 137L224 135L225 139L221 135V137L223 138V140H222L223 143H222V141H220L222 138H220ZM177 134H179V135H177ZM150 136H152V137H150ZM160 136H162V137H160ZM212 136L214 138L213 140H212ZM217 137H218V139H217ZM141 138L142 139L144 138V139L142 140ZM164 139L166 141H164ZM114 140H115V142H113V144L116 143V141H117L116 138ZM126 140L128 142H126ZM119 141H118V143H120ZM168 141H169V143H167ZM225 141H227L226 142L227 144L224 143ZM183 142H184V140H183ZM94 143L98 144V141L94 142ZM111 143H109V146H110ZM118 143H116V144H118ZM121 143H120V145H118V147L119 146L122 147ZM128 143L130 145H128ZM187 143H189V144H187ZM198 143H201V144H198ZM88 144H89V146L91 144V146L90 147H88L87 145L83 146V148H85V150H82L81 149L82 147L81 148L79 147L80 149L77 148V150L79 149L80 151L81 150L84 151L83 155H80L81 154V153H79L80 151H77L79 153V155H80L79 157H81V158L78 157V154L75 155L74 154L75 152L72 155L70 154L71 156H73V155L75 156L74 159L77 157L76 160H79V162L82 161L83 157H87V158H85L86 159L85 162L83 160V162L85 164L83 162L79 163V165H81V163H83L85 167H87L90 164L93 167V165L95 166L97 164L96 163L97 160H95V162L92 161L93 159H95L97 157L94 156L95 157L94 158L93 156H91V155H94L93 154L94 152H96L94 150V148L95 149L96 148L100 149V147H103V146L104 147L106 146L107 148L113 147V145H111V147H109L105 143H102V145H100V143L98 145H94L93 142L92 143H88ZM116 144H114V145L117 147ZM160 144L162 146H160ZM164 144H166V145L163 146ZM190 144H192V145L190 146ZM218 144H220V146ZM200 145L201 146L205 145V152H207L208 155H209L208 149H210L209 150L210 152L212 150L211 153H213V151H216L218 149V148H215V147L218 146V147H220L219 148L220 151L217 150L216 152L219 151L217 154H216V152H214L215 157H213L214 156L213 154H212L213 156H211V153H210V157L209 158L212 161H209L208 157L207 158L205 157L207 154H205L204 152L201 153L202 151H204V149L201 152H199L200 151L199 148H201V149L204 148V147H201ZM171 146H169V147H171ZM87 147H88V150H86ZM116 147H114V148H116ZM114 148H112V149H114ZM158 148H159V150H158ZM195 148H197L198 151ZM98 149H96V150H98ZM116 149H118V148H116ZM121 149H123V148H120V151H121ZM92 150H93V153H92ZM129 150H130V152H129ZM90 151H91V153H90L91 155L89 157V154H87V153H89ZM117 151L120 152L119 149ZM125 151H126V149H125ZM184 153H185V151H184ZM196 153L198 155L200 153L199 156H201V154H205V155H202L201 158L200 157H195L197 155ZM171 154H170V156H171ZM70 155L68 154L67 156H65L66 160H62L63 162H61V161L59 162L58 161L59 163H62L60 165L63 168L62 171H61V167H59V165L57 166V165H55L56 164L55 162H54L55 164L53 163V166L55 165V166L59 167L58 169H60V170H57L58 173H59V171H61L60 172L61 174L59 173V176L57 175L58 179H55L56 178L55 174H57V173H55L54 175L52 173H50L51 169H52V172L57 169V168L52 166L51 169H50V167H48L50 170L47 168L48 169L47 172H45L46 168L43 169L44 173H42L41 176H44V177L46 176L45 178L47 180H45L44 177L43 178H44L45 181L41 180L40 178L39 179L41 181H44V183L43 182L39 183L40 182V180L38 179L39 176L37 177V179L39 181L38 182L36 180V176L34 174H31L32 176H34V178L32 176L30 178H33L35 181H37V182H35L33 180V182H35V185H34L35 188L37 187V189H38L40 187L38 190L34 189L35 190L34 191L32 189L31 192L28 191L27 190V186L22 184L23 182L21 183L22 189H21V187H20V185L18 183L17 186H19V187L16 186L15 191L13 189H11V190L14 191V192H16V189H19V190L21 189L23 192L24 191H28L29 193H31L30 194L31 195L30 198L29 197L28 198L32 199V200L34 199V197L36 198L37 196H40L39 195L40 193L42 194V196H44V194H46V192H47L48 195L44 196L43 198L52 201L55 198L58 199V197H60V195H58L57 197H56V195L51 196L52 192H50L49 189L51 190V187H54L53 186L54 184L60 182L59 180L62 181V180L65 179L64 182L66 183L67 186H70V188H71L70 190L72 191L74 188H76V186L71 184L70 181H68L69 179L68 178L66 179L65 177H67V176H72L73 177L74 175L79 176V173L82 174V172H84L82 170L83 169L86 170V168H84V166L82 164L81 166H83L82 167L83 169L80 168L81 169V171H80L78 169V167H80V166L78 164H76L75 167H77V166L78 167L75 168V169H78L79 173L78 174L74 173L75 170H74V168H72V165H73V163H75L76 160H73L72 158L70 160L69 159ZM125 156H127V157H125ZM189 156H191L190 159H189ZM211 157H213V158L211 159ZM91 158H92V160H90ZM111 158L113 159V161H112L113 163L111 162V160H112ZM117 158L118 157H116V159ZM154 158L158 159V160H159V158H161V160H162L161 163H162L163 167H161V165H160L161 164L160 160H159V162H155ZM63 159H64V157H63ZM87 159L92 161V163L90 161H89L90 163H88ZM202 159L203 160H208L209 162L202 161V163H201ZM147 160H148L147 163H150L149 164L150 167L153 168L154 171H152V170L151 171L153 172V174H155L154 176L156 178L152 174H149L150 176L147 175L148 171L145 169L146 166L145 167L143 166V165L147 164L146 163ZM150 160H152V161L154 160V163H152V161L150 162ZM140 161L142 163L144 162L145 164L141 165ZM93 162L96 163V164H94ZM118 162L120 164H118ZM68 163H70V165ZM76 163H78V162L76 161ZM116 163H117V165H116ZM155 163L157 165H154ZM167 163H168V166H166ZM104 164H106V162ZM112 164L115 165L114 166L115 168L111 167ZM123 164H124V166L127 167L126 170H125L126 167H124V166L121 169V166ZM178 165H179V168H178ZM100 166H102L101 168H103V164L102 163H101ZM116 166H118V167H116ZM88 167H90V166H88ZM88 167H87V169H88ZM98 167L99 166H97L95 168H92L90 170L92 171L93 169L97 168V171H98V169H99ZM54 168H55V170H54ZM116 168H117V171H119L118 168H120L121 171L116 172L115 171ZM103 169H102V171H103ZM107 169H105V170L107 171ZM158 169H159V172H156V171H158ZM206 169H208V171ZM174 170H175V172L178 175L174 172ZM87 171H89V170H87ZM87 171H85V173ZM91 171H90V173L87 172V174L88 173L91 174ZM97 171L95 170V173ZM99 171L102 172L101 170H99ZM133 171H134V173H133ZM167 171H165V172H167ZM98 172H97V176L100 175V174L98 175ZM172 172H173V174H172ZM0 173H2V172H0ZM105 173H107V172H105ZM105 173L102 172L101 175L103 176V175H105ZM138 173L141 176H139ZM83 174L80 175V176H82V177L84 176L85 177L84 181H85L86 180V176H88V175L86 174V176H85V174L84 175ZM93 174H94V172H92V175H91L92 177H90L92 179H89L90 182L92 180H94L95 177H96V176L93 177ZM111 174H110V176H108V175L107 176L108 177H112ZM120 174H122V175H120ZM182 174H183V176H182ZM151 175L153 176V178H152ZM143 176H145L146 178L143 177ZM217 176H219L220 179ZM28 177L29 176L25 177V182H26V179H27L28 182L31 181V183H32V180L30 178L28 180ZM79 177H77V179H75L76 178V176H75V177H73V180H72L73 181L72 183L75 182L74 184H78V183L80 184V186H79V184L77 186V188H79V189H77V190H79L77 192L82 191L83 187H85L87 183H90L89 180H88V182L85 181L86 183H85V186H84V183L83 184L80 183V182H82L81 179L83 180V178L82 177L79 178ZM149 177L151 178V180H149ZM48 178H51V180H52V178H54V180L49 181L50 179H48ZM97 178H98V181L102 178L101 180H102L103 183L101 181H99V182L103 186L106 185V184H104V181L106 180L108 182V180H109V178L100 177V176L96 177V179ZM103 178H105L104 181H103ZM121 178H123V176ZM141 179H144V180H141ZM162 179H163V182H162ZM74 180H76L77 183ZM94 181H96V180H94ZM155 181H157V183ZM168 181L171 184V186L168 183ZM45 182H47V183H45ZM67 182H68V184H67ZM93 183H95V182H93ZM93 183H91V184H93ZM96 183H97L96 186L100 185V184H98L97 181H96ZM36 184H38V185L36 186ZM58 184H60V183H58ZM58 184H56V185H58ZM91 184L87 185L88 189L86 187L84 189H86L87 191L93 192L94 190L91 189V187H92ZM165 184H167V185H165ZM82 185H83V187H81ZM93 186H95V184H93ZM24 188H26V190H24ZM89 189H91V190H89ZM138 189H140V190L138 191ZM11 190H8V191L10 192ZM74 190H76V189H74ZM86 190H84L82 192H84L85 194H89V192L86 193L87 192ZM164 190H165V193L163 192ZM48 191H49V193H48ZM6 192L7 191L5 190V193ZM9 192L6 193L7 195L5 194V196H9V198L7 197L8 201L10 200V197H13V194H15L14 192H12L13 194H10L11 192L10 193ZM18 192L16 194L17 196L15 195L16 197L19 196ZM23 192H21V194H22L21 197H23V195L28 193V192H24L25 193L24 194ZM55 192L56 191H54V193ZM77 192L76 193L73 192V193H75V195H76ZM226 192L227 193L230 192V193L227 194ZM130 193H132L133 196ZM161 193H163V194L161 195ZM81 194H83V193H81ZM92 194L93 193H91V195ZM134 195H137V196H134ZM16 197H14V200H15ZM48 197L49 198L51 197L52 199L51 198L49 199ZM222 197H223V199H222ZM28 198H27V194H26V199H28ZM125 199H126V202H125ZM11 200H13V199H11ZM18 200H22V199H18ZM32 200H30V201H32ZM120 200H121V198H120ZM148 200H152L150 202L153 203L154 207L152 205H150V202ZM153 200H155V202ZM262 200H263V202H262ZM132 201H134V202H132ZM144 201L147 202V204L149 202L150 207L145 205L146 203ZM219 201H220L221 204L219 203ZM159 202H161V201H159ZM182 202H183V200H182ZM217 203H219V204L217 205ZM222 203H224L225 205L227 204L228 206L226 205L224 207L223 206L224 204L222 205ZM170 204H173V205H170ZM238 206H240V207H238ZM205 207H203V208H205ZM221 208H219V210ZM249 208H250V211H249ZM106 209H108V210H106ZM168 210H169V212H168ZM201 210H202V208H201ZM61 211L63 212V210H60L59 212H61ZM158 211H159V213H158ZM229 211H231L232 213L229 212ZM44 213H45V215H44ZM160 213H161V216L164 215L165 217L162 216L163 217L162 218L159 215ZM55 214H56V217H55ZM82 214H83V216H82ZM72 215H75V216L72 217ZM144 215H147L148 217L151 216L152 221L149 219L151 221L150 222L147 219L148 217L144 216ZM102 216L106 217V218H103ZM167 216H168L169 220L166 219ZM71 217L74 218V220ZM142 217L144 219L146 217L147 218L145 219V221H142V219H143ZM154 217L157 218L156 222H153L156 219ZM62 218H65L66 220L65 219L63 220ZM89 218H91V220ZM138 218H139V220H138ZM69 219H71V221ZM86 219H89V221L87 220V222L84 223L86 221ZM232 219H234V218H232ZM44 220L48 221V222L45 221V223L47 222L46 224L49 223L48 227H49L50 223H52L50 225V226H52L51 227L52 230L50 229V227L49 228L46 227V230H45V227H43L44 229L41 228L42 230L40 229V227H41L40 224L42 226L45 225L44 223H42V222H44ZM67 220H69V221H67ZM92 220L94 221V223L96 222V225H94L92 223ZM103 220L104 221L106 220V221L104 222ZM162 220H163V222H162ZM62 221L67 222V223H64ZM98 222H99V224H102V227L104 226V224L107 223V225L104 226L105 229L100 227L103 230V232L101 234V238H103V241H104V243H101L103 241H99V242L97 241L98 243L102 244V245H100V244L97 243L98 246L100 245V248L93 243V242H95L94 239H93V242H91L92 240L89 241V238H87V237L90 236L89 234L94 233V231L92 230L93 231L92 232L90 229H91V227L94 229V227L98 225ZM102 222H104V223H102ZM138 222L142 223L143 225L142 224H140V225L137 224ZM148 223H152V224L149 225ZM201 223H204V222H201ZM58 224H62L61 228H59L60 226ZM65 224H66V226H65ZM90 224H92L94 226H90ZM195 224H197V225H195ZM135 225H136L137 228L135 227ZM157 225H159V226H157ZM201 225H203V224H201ZM87 226H88V228H87ZM89 226H90V228H89ZM106 226H109L110 229L108 227H106ZM127 226H128L129 229L127 228ZM138 226H139V228H138ZM97 227H95V228H97ZM199 227L201 228V226H199ZM203 227L205 228V225ZM2 228H3V230H2ZM32 228H33V230H32ZM204 228H202V229H204ZM48 229L51 230V231H49L51 234L48 233ZM202 229H200L201 232H202ZM104 230H107V231L110 230L108 234L106 233L107 231L105 232L106 233V237H104L105 236ZM126 230H127V232H126ZM120 231H122L123 233L120 232ZM144 231H146V233ZM192 232H190V233H192ZM130 233H132V235ZM147 233L150 234V235H148ZM86 234H88L89 236L86 235ZM127 234H130L131 236H129ZM142 234H144V236ZM146 234H147V236H146ZM17 235H19V236H17ZM102 235H103V237H102ZM20 236L22 238L21 241L23 243L21 241H20L21 242L20 243L19 242L20 239L17 238V237H20ZM40 236H41V238H40ZM127 236H129V237H127ZM15 237L18 239V241H16ZM95 237H96V235H95ZM141 237H143V238H141ZM104 238H105V240H104ZM27 239H29V240H27ZM86 239H88V240H86ZM124 239H125V241H124ZM49 242H51V243H49ZM156 242H158V243H156ZM190 242L188 244H190ZM4 243L8 247L6 245L4 246ZM87 243H88V245L86 246ZM127 243H128V245H127ZM13 244H15V245H13ZM35 244H37V245H35ZM185 244H186V246H185ZM26 245H28V246H26ZM103 245H104V247H103ZM183 245L185 247H183L181 250H179L178 247H180V246L182 247ZM95 247H98L101 250L98 251L99 249L97 248L98 250H96ZM177 250H178V252H177ZM63 256L64 257L67 256L69 261L66 260L67 258L66 257L64 258ZM182 258H185V259L182 260ZM59 260H60V262H61V260H63V261L60 263Z\"/></svg>", "mask_w": 264, "mask_h": 264}]
</instances>
